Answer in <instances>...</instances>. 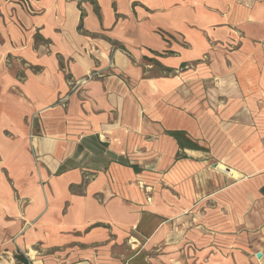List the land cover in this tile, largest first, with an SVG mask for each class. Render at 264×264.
<instances>
[{
	"label": "crops",
	"instance_id": "1",
	"mask_svg": "<svg viewBox=\"0 0 264 264\" xmlns=\"http://www.w3.org/2000/svg\"><path fill=\"white\" fill-rule=\"evenodd\" d=\"M22 250L264 264V0H0V264Z\"/></svg>",
	"mask_w": 264,
	"mask_h": 264
},
{
	"label": "rangeland",
	"instance_id": "2",
	"mask_svg": "<svg viewBox=\"0 0 264 264\" xmlns=\"http://www.w3.org/2000/svg\"><path fill=\"white\" fill-rule=\"evenodd\" d=\"M214 85H216L215 84V82L214 81H210V82H207V85H204V87H202L203 88V91H206V94H207V99L210 101L211 100V93H213L212 91H213V87H214ZM199 85H197V84H192L191 85V89H192V96H193V93H195L194 94V96L196 95V94H198L197 92V90H198V87ZM223 89H227V88H230L231 87V84H229V82H222V86H221ZM201 89V88H200ZM195 91V92H194ZM199 95V94H198ZM196 98V101H200V99H199V97L197 96V97H195ZM210 104L209 105H211L212 107H213V103H211V102H209ZM224 103V102H223ZM226 129H224V131H225ZM137 183H138V185L142 188V189H144L145 191H146V195H147V197H149L148 196V194L150 195L151 194V190H152V187L150 186V184H148V183H146V181L144 180V179H139V180H137ZM148 199H150V198H148ZM35 249V248H34ZM37 249V248H36ZM26 252H28V251H20L19 252V255H21V256H23V258H25V260H26V262H27V264H28V262L30 261V257H28V255L26 254ZM29 253V252H28ZM26 257L29 259H26ZM21 260V259H20ZM20 260H17V258H16V261H17V263H19V264H24V262H19Z\"/></svg>",
	"mask_w": 264,
	"mask_h": 264
},
{
	"label": "trees",
	"instance_id": "3",
	"mask_svg": "<svg viewBox=\"0 0 264 264\" xmlns=\"http://www.w3.org/2000/svg\"><path fill=\"white\" fill-rule=\"evenodd\" d=\"M16 258H17V260H20L21 259L19 262H24V264H27V262H26L25 258H23V256L16 255Z\"/></svg>",
	"mask_w": 264,
	"mask_h": 264
},
{
	"label": "bare ground",
	"instance_id": "4",
	"mask_svg": "<svg viewBox=\"0 0 264 264\" xmlns=\"http://www.w3.org/2000/svg\"><path fill=\"white\" fill-rule=\"evenodd\" d=\"M219 168H223L222 166H219ZM224 169V168H223Z\"/></svg>",
	"mask_w": 264,
	"mask_h": 264
}]
</instances>
